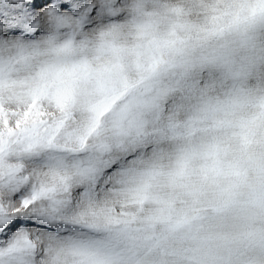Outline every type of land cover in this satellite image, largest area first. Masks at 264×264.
<instances>
[{"label": "snow or ice", "instance_id": "snow-or-ice-1", "mask_svg": "<svg viewBox=\"0 0 264 264\" xmlns=\"http://www.w3.org/2000/svg\"><path fill=\"white\" fill-rule=\"evenodd\" d=\"M0 264H264V0H0Z\"/></svg>", "mask_w": 264, "mask_h": 264}]
</instances>
